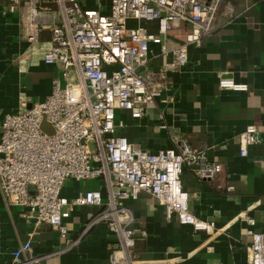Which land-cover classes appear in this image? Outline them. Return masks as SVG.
<instances>
[{
  "label": "built area",
  "instance_id": "2783aa9c",
  "mask_svg": "<svg viewBox=\"0 0 264 264\" xmlns=\"http://www.w3.org/2000/svg\"><path fill=\"white\" fill-rule=\"evenodd\" d=\"M1 1L18 13L21 36L36 45L43 62L61 68V79L52 80L49 95L28 107L22 95L18 107L0 121V192L5 204L22 207V215L33 226L47 224L61 238L67 235L64 219L72 208L97 207L84 230L104 222L117 237L112 264H129L136 239L147 234L134 226L126 204L140 191L163 206L167 219L176 217L194 231H220L214 221L192 213L180 173L187 165L198 178L212 181L222 170L221 163L209 160L206 148L185 142L155 151L134 145L116 132L123 122L116 121L115 112L123 109L133 118L143 116L168 73L187 62V46L200 45L216 14L231 16L232 5L226 3L220 10L222 0ZM150 22L156 25L154 31L145 26ZM183 24L188 26L183 40L169 48L168 32ZM43 30L49 32L46 41L39 40ZM151 43L172 55L156 71L147 68ZM216 75L220 88L246 89L225 71ZM43 119L52 133L39 127ZM238 139L243 156L246 147L262 137L254 124H248ZM70 178L98 179L100 184L67 198L61 188ZM245 218L254 224L253 218ZM247 233L251 238L246 247L248 264H264V233L250 228ZM30 249L28 238L13 252L15 264H24L19 257Z\"/></svg>",
  "mask_w": 264,
  "mask_h": 264
},
{
  "label": "crops",
  "instance_id": "0c3cea01",
  "mask_svg": "<svg viewBox=\"0 0 264 264\" xmlns=\"http://www.w3.org/2000/svg\"><path fill=\"white\" fill-rule=\"evenodd\" d=\"M226 3L232 5L233 14H216L200 45L187 46V62L168 73L143 116L133 118L123 109L115 112L116 121L123 122L116 132L134 145L155 151L185 142L206 148L209 160L221 163L222 170L212 181L198 178L187 165L180 173L192 213L214 221L221 230L194 231L176 217L167 219L163 206L140 191L126 204L134 226L147 234L136 239L129 264H248L247 229L264 233V0H222L220 10ZM145 26L156 29L154 22ZM187 27L168 32L169 48L183 40ZM48 39L49 32L43 30L39 40ZM171 59V53H161L158 44H150L147 68L156 71ZM217 71L246 84V89L220 88ZM60 72L59 64H45L36 45L21 36L18 13L0 0V121L18 107L22 95L27 107L43 100L51 92L52 80L61 79ZM248 124L256 126L262 140L248 145L241 156L238 135ZM98 184V179L70 178L61 194L72 198ZM96 210L90 205L72 208L64 219L67 235L61 238L47 224L33 226L22 215L23 208L8 207L0 192V264H15L13 252L28 238L31 249L19 257L24 264H112L117 237L104 222L84 230ZM245 217L253 218L254 224Z\"/></svg>",
  "mask_w": 264,
  "mask_h": 264
},
{
  "label": "water",
  "instance_id": "95a60500",
  "mask_svg": "<svg viewBox=\"0 0 264 264\" xmlns=\"http://www.w3.org/2000/svg\"><path fill=\"white\" fill-rule=\"evenodd\" d=\"M39 127L42 130L46 131L47 133H52L53 132V129L51 128V126L44 119L40 122Z\"/></svg>",
  "mask_w": 264,
  "mask_h": 264
}]
</instances>
